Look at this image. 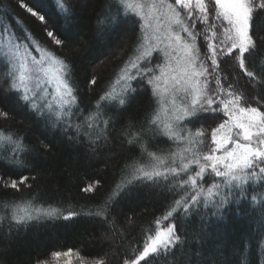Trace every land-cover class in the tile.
Listing matches in <instances>:
<instances>
[{"label":"trees","instance_id":"trees-1","mask_svg":"<svg viewBox=\"0 0 264 264\" xmlns=\"http://www.w3.org/2000/svg\"><path fill=\"white\" fill-rule=\"evenodd\" d=\"M109 2L71 0L75 19L69 21L57 14L52 0H27L65 40L57 46L41 23L15 0H0V15L7 13V19L24 22L16 35L28 36V43L39 44L65 59L73 67L79 88L70 113L59 120L53 114L47 123L20 108L15 95L0 93V110L9 111L13 117L0 118V136L6 139L0 145V264H46L53 252L69 249L86 262L123 264L125 259H134L157 230L174 222L186 237L185 242L170 255L158 256L149 264H264V240L256 228L260 201L251 202L257 185L247 186V198L238 206L239 216L237 206H229L227 222L220 226L223 235L203 243L197 242L201 221L196 214L181 216L178 221L164 219L174 207V199H179L170 191L172 182H146L119 191L118 186L133 178L129 172L133 165L141 166V158L147 166L153 162L149 154L166 158L178 151V145L159 137L142 140L134 152L129 150V133L136 135L139 121L150 112V103L157 113L151 90L139 92L120 123H109L108 116H101L88 127L89 117H94L105 103L100 97L110 92L141 40V30L133 31L132 22L138 18L132 14L122 16L127 22L125 28L97 38L93 24ZM257 28H264V14L257 16ZM248 63L257 74L264 73V45ZM8 68L0 58V73ZM93 75L98 79L94 86L88 84ZM65 128L70 130L66 133ZM21 176L28 179L19 190L4 187L5 180L10 185L12 180L19 182ZM205 178L212 183L207 173ZM89 186L91 191H83ZM34 209L54 211L59 218L33 220L27 225H17L13 220L18 210L26 213ZM212 231L218 235L215 228Z\"/></svg>","mask_w":264,"mask_h":264},{"label":"snow or ice","instance_id":"snow-or-ice-1","mask_svg":"<svg viewBox=\"0 0 264 264\" xmlns=\"http://www.w3.org/2000/svg\"><path fill=\"white\" fill-rule=\"evenodd\" d=\"M15 2L41 23L55 45L65 43L49 27L46 17L27 0ZM52 2L58 15L69 21L75 19L71 0ZM192 3L193 0H175L182 9H189ZM195 6L207 29L199 26L191 10L187 12L188 20L180 12L169 17L164 9L172 10L173 5L166 4L165 0H159L158 6L153 3L135 8L128 5L127 0H110L106 4V11L98 14L93 24L98 39L125 28L127 22L122 16L129 11L140 15L137 9H149L145 16L132 22L135 32L141 30L143 19L152 16V8L160 11V15L153 16L157 22L154 41L158 47L150 41L137 57L151 63L155 52L157 62L123 78L124 86L119 93L105 92L100 97L105 103L99 106L94 117H89L88 127L101 116H108L109 123H120L139 92L151 90L152 99L156 100L162 88L164 104L169 105L165 118L161 119L150 103V112L139 121L136 135L132 137L129 133V150L134 152L142 140L159 137L187 147L179 162L177 153H170L166 158L151 153L153 162L147 166L141 158V166H132L129 175L133 178L118 186L119 191H129L146 182L153 185L172 182L170 191L179 199H174V207L164 219L178 221L181 216L196 214L201 221L197 242L203 243L223 235L220 226L227 222L229 206L236 205L239 216L238 206L247 198V186L257 185V194L252 195L251 202L256 204L259 198L256 228L264 240V73L257 74L248 63L252 54L264 45V28H257V16L264 14V0L259 3L257 0H207V4L205 0H195ZM7 16V13L0 15V40L4 41L0 46V58L9 66L7 72L0 73V93L15 95L20 108L45 123L52 120L57 107L64 112L71 111L79 94L73 67L55 51L40 49L39 44L36 50L42 55L39 59L33 56L28 36L16 35L23 20L13 21ZM160 53L165 57L164 62H160ZM97 83L95 75L88 81L93 86ZM256 89L259 91L254 95ZM0 118L10 120L13 117L9 111L0 110ZM56 119H60L59 115ZM52 127L57 125L53 123ZM69 130L65 128L66 133ZM15 159L13 155L12 160ZM206 173L212 179L211 184L205 178ZM27 179L21 176L19 182L12 180L10 185L5 180L4 187L19 190ZM83 191H91V186ZM34 213L18 210L13 220L17 225H27L33 220L59 218L54 211L34 209ZM185 240L178 223H169L156 231L134 259H125L123 264H149L158 256L170 255ZM70 255L71 249L52 253L57 259Z\"/></svg>","mask_w":264,"mask_h":264},{"label":"rangeland","instance_id":"rangeland-1","mask_svg":"<svg viewBox=\"0 0 264 264\" xmlns=\"http://www.w3.org/2000/svg\"><path fill=\"white\" fill-rule=\"evenodd\" d=\"M165 2H166V4H172L173 5L172 10H168L167 8L164 9L165 11L168 12L169 17H174V12H180L181 16L185 20H188L189 17L187 16V12L189 10H191L195 14L196 19L199 20V26L201 28L207 29V24L204 22L203 19L200 18V14L198 13V11L196 9L195 0H193V3L189 6V9H182L179 5L175 4V0H165ZM127 3H128V5L132 6L133 8H135L137 5L153 4V3L157 4V6H158L159 0H127ZM205 3L207 4V0H205ZM148 11H149L148 8H143L142 10L137 9V12H140V15H137L136 12H132V11H129L128 14H132L135 17H137L138 19H141L143 16H145L147 14ZM151 11H152V16H148L147 19L142 20L141 40H140V44H139L137 53L127 63V65L123 68V70L118 75L112 89L110 90V92H112V93H119L121 91V88L124 86L122 83L123 78H126L129 75H135L137 72V69H139L140 71H144L145 66L148 68L151 67V66H147V64H149V63H146L145 59H143V58H141L139 60L137 59V57L142 55V53L145 50V47L150 44V41L152 42L153 46L158 47V45H156L155 41H154L155 30L157 28V22L155 19H153V16L160 15V11H158L157 8H152ZM209 34L211 35V32H209ZM181 35L187 38L186 33L182 32ZM3 43H4V41L0 40V46H2ZM31 44L33 45V47L30 49V51L32 52V55L35 56L37 59H39L41 57L42 53L40 51L36 50V44H34V43H31ZM40 49H43V48H40ZM159 56H160V62H164L165 57L163 56V53H160ZM156 57H157V53L153 52L152 62H157ZM133 65H135V67H133ZM156 74L159 75V72H157ZM17 75H19V73H17ZM156 101H157V113L159 114V117L161 119H164L165 118V110L169 105L164 104V97H163V89L162 88L160 89V93L158 94V99H156ZM74 105L75 104H73L71 106V110L73 109ZM68 113H70V111L64 112L60 107H57L56 113H54V115H56V116L59 115V117L62 118L63 116L67 115ZM2 142H6V139H4L0 136V145ZM9 145H11V144L9 143ZM176 145H178V151L176 153H177V161L179 162L180 157L183 155V149L186 148L187 145L186 144H176ZM28 212L33 213V215L35 214L33 211H26V213H28ZM166 227L167 226L162 227L160 229H163ZM46 264H98V263L97 262H86V261L80 259L77 253L71 252L70 256H67V257L61 256L58 259L54 258L52 256L51 260L48 261Z\"/></svg>","mask_w":264,"mask_h":264}]
</instances>
